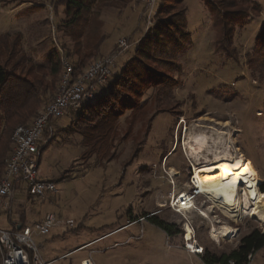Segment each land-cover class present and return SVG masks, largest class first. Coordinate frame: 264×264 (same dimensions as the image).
I'll list each match as a JSON object with an SVG mask.
<instances>
[{
    "label": "rangeland",
    "instance_id": "rangeland-1",
    "mask_svg": "<svg viewBox=\"0 0 264 264\" xmlns=\"http://www.w3.org/2000/svg\"><path fill=\"white\" fill-rule=\"evenodd\" d=\"M2 1L0 34L22 33L23 48L35 62L50 66L51 51L63 54L62 46L72 51L73 42L61 27V0ZM252 1L261 6V11L236 32L233 45L237 63L215 51V32L203 2L182 1L190 38L175 55L178 70L169 73L175 79L171 93L161 95L162 101L168 103L156 104L153 89L144 95L146 118H155L137 157L131 159L136 143L142 140L147 119L137 121L113 160L96 165L90 160L86 166L80 158L82 138L69 135L64 129L73 116L62 117L53 141L39 156L38 166L39 175L53 181L56 191L43 197L23 196L22 209L29 224L40 221L46 213H53L60 221H74L72 227L58 223L50 229L40 247L43 256L54 258L68 252L55 264H80L90 252L95 264H203L201 255L205 250L228 252L251 229L264 228L263 222L249 216H228L203 198L197 199L193 210L176 213L169 206L171 188L176 189L174 193L186 190L191 168L204 164V160L189 158L184 145L185 139L191 143L197 134L207 136L211 153H222L226 146L233 155L242 153L253 166L259 183L263 180L264 39L261 47L255 40L264 29V0ZM162 2L130 0L121 11L104 8L99 30L104 41L88 64L117 54L112 70L118 72L133 54L139 34L153 22L154 12ZM21 4L22 9H12ZM122 38L127 43L125 49L118 47ZM161 108L165 110L160 111ZM128 123V115L120 119V133ZM17 207L14 209L18 212L20 206ZM152 214L169 224L181 225L182 233L169 235L152 223ZM222 224L230 225L234 232L229 236L211 232ZM187 225L195 242L203 248L201 255L182 248ZM8 227L6 212H0V228ZM249 264H264V246L253 253Z\"/></svg>",
    "mask_w": 264,
    "mask_h": 264
},
{
    "label": "trees",
    "instance_id": "trees-1",
    "mask_svg": "<svg viewBox=\"0 0 264 264\" xmlns=\"http://www.w3.org/2000/svg\"><path fill=\"white\" fill-rule=\"evenodd\" d=\"M61 1L64 5L61 27L73 42V48L70 52L62 46L63 54L57 50L51 51L53 65L45 66L32 59L23 48L22 33L0 34V178L6 159L12 153V131L18 125L30 123L53 99L62 71V59L66 58L73 64L74 75L82 72L89 60L97 55L104 41V36L99 31L102 27L100 15L103 9L113 7L121 11L130 0ZM182 1L163 0L154 12L153 22L146 31L139 34L133 54L120 66L119 71L112 72L104 83L97 85L93 97L84 101L76 112L49 121L42 134L46 143L38 147V166L41 152L53 141V133L60 128L58 124L64 116H73L70 124L64 128L66 132L82 138V163L87 166L92 160L96 165L113 160L118 148L132 135L137 121L147 119L146 102L143 99L146 91L154 90L156 104L168 103L167 100L162 101L161 95L168 96L171 93L175 79L169 73L178 70L175 55L190 38L186 8L182 7ZM201 1L212 21L215 51H219L225 59L237 63L233 45L236 32L249 23L252 15H259L261 6L252 0ZM1 2L3 3L2 0ZM263 39L264 29L256 36L255 41L259 47ZM71 56L76 59L71 60ZM163 109L165 110L161 108L160 111H164ZM125 115L129 116V123L126 130L120 133L119 121ZM154 118L151 115L146 120L142 140L136 143L131 159L141 152L142 143L150 132ZM262 178L258 188L264 196V176ZM27 195L33 197L29 191ZM14 201L12 195L5 210L9 223L7 229L24 225L22 218L14 221L12 217ZM20 212L23 215V210ZM149 218L169 235L182 233L181 225L169 224L158 219L155 214ZM135 220L137 219L132 221ZM263 246L264 228H254L239 239L235 248L220 254L205 250L201 260L204 264H248L253 253Z\"/></svg>",
    "mask_w": 264,
    "mask_h": 264
},
{
    "label": "built area",
    "instance_id": "built-area-1",
    "mask_svg": "<svg viewBox=\"0 0 264 264\" xmlns=\"http://www.w3.org/2000/svg\"><path fill=\"white\" fill-rule=\"evenodd\" d=\"M151 1L154 2V0ZM118 47L125 49L126 40L120 39ZM116 56L117 54H112L92 60L77 75H74L73 64L66 58L62 59V71L53 99L30 123L18 125L12 131L10 136L12 153L6 159L4 172L0 178V212L8 208L13 188L19 186L20 182L33 197H43L56 191L53 181L43 179L39 175L38 147L46 143L42 139L43 130L49 121L70 112H76L84 101L93 97L96 86L104 83L111 76ZM191 169L192 174L189 176L188 185L185 187L186 190L183 189L191 201V206L188 208L178 206L175 201L178 199L177 194L182 190L174 193L176 189L171 188L169 206L176 213L196 209L195 203L198 198H203L205 202L212 205L204 194L198 192L193 181L194 168ZM58 223L69 227L74 226L72 220L60 221L53 213H46L40 221L33 224L18 225L12 229L0 228L1 264H55L56 260L43 258L34 236L48 234L50 229ZM192 236L194 235L191 229V237L189 240L184 238L182 248L188 253L201 255L203 248ZM91 255L90 252L88 258L81 260L80 264H95Z\"/></svg>",
    "mask_w": 264,
    "mask_h": 264
},
{
    "label": "bare ground",
    "instance_id": "bare-ground-1",
    "mask_svg": "<svg viewBox=\"0 0 264 264\" xmlns=\"http://www.w3.org/2000/svg\"><path fill=\"white\" fill-rule=\"evenodd\" d=\"M184 145L189 158L204 160L203 165L194 169L193 181L198 192L204 194L212 206L236 219L249 216L264 223V196L258 188L259 181L253 166L242 153L233 155L228 146L222 153H211L205 134L194 135L191 143L185 139ZM177 196L175 203L178 206H191L185 191L179 192ZM211 232L229 236L234 229L222 224L219 230L213 228ZM190 237L191 228L187 225L186 239L189 240Z\"/></svg>",
    "mask_w": 264,
    "mask_h": 264
},
{
    "label": "crops",
    "instance_id": "crops-1",
    "mask_svg": "<svg viewBox=\"0 0 264 264\" xmlns=\"http://www.w3.org/2000/svg\"><path fill=\"white\" fill-rule=\"evenodd\" d=\"M22 5L23 4H21V5H18V6H15V7H13L12 6V9H15V8H18V9H22ZM24 194H27V189H26V187L24 186V184L22 183V182H20V184H19V186H16L15 188H14V191H13V199L15 200L14 202H13V204H12V214H13V216L12 217H14L13 219H14V221H16V220H18V219H20V218H22L23 219V221H24V224H29V222H28V220H27V217H26V212L24 211V209H22V207H24L23 206V196H24ZM20 204H21V206H20ZM14 206H20L19 208H18V212L17 211H15V209H14ZM21 210H23V215H21L22 213L20 212ZM2 212H5V210L4 211H2ZM7 216V215H6ZM44 216H41L40 218H39V220H41L42 218H43ZM47 235V234H46ZM46 235H36V236H34V240H35V242H36V244L38 245V247L40 248V247H42L43 246V244L45 243V241L47 240V238L46 237H44V236H46ZM42 237H44V238H42ZM37 240V241H36ZM80 248V247H79ZM74 250H76V249H74ZM40 252H41V250H40ZM68 254V252H64V253H61V254H59L57 257H50V256H43V254H42V252H41V255L43 256V258L45 259V260H60V259H64L65 258V256ZM203 263V262H202ZM204 264V263H203Z\"/></svg>",
    "mask_w": 264,
    "mask_h": 264
}]
</instances>
